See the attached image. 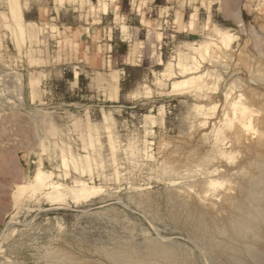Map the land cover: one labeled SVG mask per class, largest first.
<instances>
[{"label":"rangeland","instance_id":"374dc122","mask_svg":"<svg viewBox=\"0 0 264 264\" xmlns=\"http://www.w3.org/2000/svg\"><path fill=\"white\" fill-rule=\"evenodd\" d=\"M10 1L0 0V264H111L104 250L150 241L211 264L171 213L180 192L187 207L222 215L219 192H235V172L264 140V0L228 10L225 0H14V17ZM240 95L249 130L232 119ZM53 140L92 156L88 174L66 171L99 193L18 194L38 167L65 185Z\"/></svg>","mask_w":264,"mask_h":264},{"label":"bare ground","instance_id":"6f19581e","mask_svg":"<svg viewBox=\"0 0 264 264\" xmlns=\"http://www.w3.org/2000/svg\"><path fill=\"white\" fill-rule=\"evenodd\" d=\"M224 2L226 5V9L228 10V7L231 6V4H232V2H234V0H225ZM8 6L11 9V10L10 9L9 10L12 12L13 17L16 16V14H15V11L17 9L16 2L14 0H11L10 5H8ZM229 8H231V7H229ZM229 13H230V11H229ZM18 27H19V29L21 28V26H18ZM21 29H23V27ZM19 32L21 33V31H19ZM22 33H21V35H23L25 32L23 34ZM223 38H225V36ZM29 39H32V38H29ZM195 67H197V66L195 65ZM192 78H193V76H192ZM194 78H196V80L198 81L197 77L194 76ZM199 78H201L200 75H199ZM194 83H196V81ZM205 84H203V85L205 86ZM101 88H102V86H101ZM199 91H201V90H199ZM16 96H17V94H16ZM231 101H232L231 103L229 102L230 106H231L230 108L232 109L231 112H233V116H232L233 118L232 117L231 118L236 121L235 123L239 127L241 126V127H243L242 129L249 130L250 129L249 127L252 126L251 125L252 121H251L250 109L248 108V106H246L243 103V101L241 99V95L237 96L236 99L231 100ZM196 107L199 108L198 110L201 112L202 109H200V107H198V106H196ZM198 110H196V111H198ZM104 116L106 117V115H104ZM110 118L112 119V117H110ZM103 119L105 120V118H103ZM227 119H228V117L224 120V122H222V124L225 123V121ZM107 120H108V118H107ZM229 122H231V119L228 122H226V124H224L227 128L229 127V125H232ZM103 123L107 124V122H105V121ZM84 124H86V123H84ZM93 124L95 125V123H93ZM105 125L103 127H105ZM109 127H110V125H109ZM241 127H240V129H241ZM95 128L93 127L94 131H95ZM57 129L58 128H56V130ZM220 129H221V127H218V129L215 131H218ZM220 132H222V131L220 130L219 132H216V135H218V134L221 135ZM111 134H112V131H111ZM111 137H112V135H111ZM111 137H110V133H109L108 138H111ZM218 137L221 138L219 135L214 137V138H216V140H217ZM223 137H222V139H224ZM112 139H114V138L112 137ZM112 139H110V143H111ZM112 142H116V141L114 140ZM215 143L216 142H214L213 145ZM219 143H220V141H219ZM91 144L92 143L90 142L89 145H91ZM215 145H214V147H217ZM48 147H49V145H48ZM71 147H72V144L70 142H67L66 145L59 146V145H57L56 141L53 140V147L52 148H54L55 150L57 149L59 151L60 163H61V166L64 168V171H62V173H63L62 176L65 177V180H66L65 185L58 183L56 181H53L51 178L52 172L42 170L41 169L42 167L41 168L38 167V168H36L35 172L33 173L30 181H28L26 184H23V185L19 184L20 186L18 187V194L21 195L24 192H27L30 195H35L36 193H38L39 196H42L45 199H48L49 202L50 201H58V200H66L67 197H69L71 200L74 201V199L75 200L85 199V198H89V196L91 197V195L93 196V194H97V192L99 191V187H97V186L99 184L97 186L89 185L90 183L87 184L85 181H83L81 179H75L74 180L73 178L72 179L70 178L71 181H69L68 172L66 171L67 167L71 166L73 168V170L77 171V173L78 172L82 173L84 171H86V173H87L88 171H90L91 166H92L91 165L92 164V160H91L92 156L90 157L87 153H85V155L82 157V159H78L79 155H77L78 157L76 156L77 157L76 158L70 149ZM110 147L113 148V146H110ZM255 147H256V150L254 151L255 148L253 149L254 154L252 156V159L249 162H247V164H246L247 166L243 163L244 161L243 162L241 161L244 164V166H246V167L239 165L241 167V169H238L235 172L236 182L233 181V184L236 183V185H232V187L234 186L235 192L233 191L234 192L233 193L232 192L233 189L231 190V187H228V186L226 188L224 187V189L221 192H219L220 198L223 199V202L221 203L222 204V208H221L222 211H220V212H223V214L222 215L220 214L221 216L220 215L215 216L214 214H211L208 210H206L207 208L205 209V207L204 208L200 207V205H198L197 202L196 203L199 207L195 206L196 203H194V205L192 204L195 208L187 207L186 206L187 204L185 201L186 198L184 197V195H182V193L178 192V190H177V192H178L177 198L178 199H177L176 203L174 202L176 204V207L174 209V212L171 214H174L175 216L181 217L182 220H180V221H183L182 222V223H184L183 225H185L186 228H188L187 230H189L192 237H194V239L197 240V243L199 242L200 244H202V246H204L208 256L210 257L211 264H264V140L263 141H257ZM130 148H131V146H130ZM46 149L47 148H46L45 143L43 141H41L39 143V150L44 151ZM217 151H219V150H217ZM222 153L223 152H221V154ZM49 154L50 153H48V155ZM99 157H100V155H99ZM100 159L97 162H99ZM100 163L102 164L103 162H100ZM242 163H240V164H242ZM55 166H56V163H55ZM100 167H101V165H100ZM55 168H58V167H55ZM97 169H96V172H97ZM212 171H211V173H212ZM214 171H216V170L214 169ZM231 173L233 174V171ZM104 175H105V173H104ZM207 179H209V178H207ZM210 180L211 179L206 180L209 185L205 184L204 186H209L211 188L213 187L212 190H214L215 189L214 187L217 186V184L219 185L220 183L215 181V178H214V180L213 179L211 181ZM74 181H75V185H74ZM72 182H73V184L70 186L69 183H72ZM100 189H102V188H100ZM207 189H208V187H207ZM175 191H172V192H175ZM203 192L205 193V190ZM167 193H169V192H167ZM18 194H17V197L19 196ZM175 194H176V192H175ZM175 194H173V196ZM206 194H207V190H206L205 195ZM216 196L218 197V194ZM216 196L214 195L215 198H216ZM144 197H142V198H144ZM146 197H148V196H146ZM202 197L201 198L199 197L200 200L199 199L198 200L201 201ZM206 197H207V195H206ZM152 198H149V199H152ZM172 198H176V197H172ZM15 200H16V198L14 199V201ZM171 201H173V200H171ZM144 202H145V200H144ZM15 204H16V202H15ZM173 206H171V207H173ZM188 206H190V204ZM169 213H170V211H169ZM149 241H150V239H149ZM167 241H169V240H167ZM194 242H196V241H194ZM116 243H117V241H116ZM165 243L163 241H158V242L150 241L145 246V248L144 247L143 248H136L135 245L133 246L131 244L124 243L126 245L123 247L119 246V248L113 247L114 249L104 250V252H103L104 255H102V256H106V258L110 261L109 263H111V264H194L192 261H190V259L186 255H183L182 253L179 254L177 252L178 250L175 248L177 245L175 247H173L174 245L172 246V244H165ZM101 250H102V248H101ZM58 255H57V257L59 258ZM51 258H53V257H51ZM54 258H56V257H54ZM58 258H56V259H58ZM65 258H64V260H68ZM61 261H60V263H61ZM56 262L58 263L59 260Z\"/></svg>","mask_w":264,"mask_h":264}]
</instances>
